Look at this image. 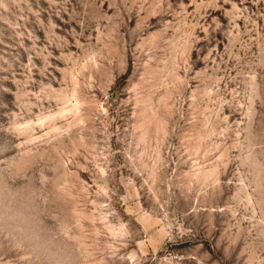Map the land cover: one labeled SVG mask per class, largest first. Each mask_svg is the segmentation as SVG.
<instances>
[{
    "label": "rangeland",
    "instance_id": "rangeland-1",
    "mask_svg": "<svg viewBox=\"0 0 264 264\" xmlns=\"http://www.w3.org/2000/svg\"><path fill=\"white\" fill-rule=\"evenodd\" d=\"M0 264H264V0H0Z\"/></svg>",
    "mask_w": 264,
    "mask_h": 264
}]
</instances>
